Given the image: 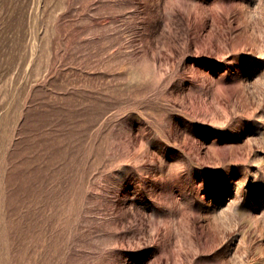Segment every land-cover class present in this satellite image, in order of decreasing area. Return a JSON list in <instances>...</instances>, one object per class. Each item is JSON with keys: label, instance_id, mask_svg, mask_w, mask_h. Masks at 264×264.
Returning a JSON list of instances; mask_svg holds the SVG:
<instances>
[{"label": "rangeland", "instance_id": "374dc122", "mask_svg": "<svg viewBox=\"0 0 264 264\" xmlns=\"http://www.w3.org/2000/svg\"><path fill=\"white\" fill-rule=\"evenodd\" d=\"M0 264H264V0H0Z\"/></svg>", "mask_w": 264, "mask_h": 264}]
</instances>
